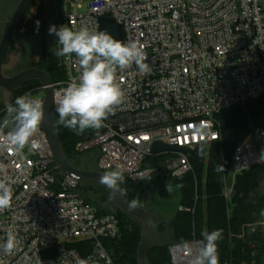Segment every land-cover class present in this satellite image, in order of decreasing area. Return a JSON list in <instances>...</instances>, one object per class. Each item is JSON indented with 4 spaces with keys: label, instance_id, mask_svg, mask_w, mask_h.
Wrapping results in <instances>:
<instances>
[{
    "label": "built area",
    "instance_id": "built-area-1",
    "mask_svg": "<svg viewBox=\"0 0 264 264\" xmlns=\"http://www.w3.org/2000/svg\"><path fill=\"white\" fill-rule=\"evenodd\" d=\"M62 18V25L73 30L87 26L94 31L99 18L111 19L120 26L123 43L137 41L149 57L147 73L135 64L117 71L124 102L97 136L76 145L79 151L98 150L102 173L119 169L124 180L146 179L152 169L145 163L156 142L188 151L155 155L174 158L166 165L170 177L190 173V156L219 140L218 117L264 98V0H62ZM60 67L65 79L51 84L54 115H59L56 94L81 74L74 54L61 57ZM26 94L42 102L41 87ZM33 139L40 146L26 147L21 155L0 147V180L12 188L11 207L0 212V243L9 232L19 241L13 254H0V260L116 264L105 242L117 237V219L86 203L76 181L57 179L41 124ZM257 158L253 138L246 136L234 150L229 182L222 183L227 201L235 177ZM201 244L192 239L169 245L170 264H189V248L194 255Z\"/></svg>",
    "mask_w": 264,
    "mask_h": 264
},
{
    "label": "trees",
    "instance_id": "trees-1",
    "mask_svg": "<svg viewBox=\"0 0 264 264\" xmlns=\"http://www.w3.org/2000/svg\"><path fill=\"white\" fill-rule=\"evenodd\" d=\"M43 69L49 75L51 83L65 79L64 70L55 63L50 64L48 69ZM39 87L37 82L27 83L26 93ZM58 121L59 115H54L55 129L64 157L69 164L72 161L73 167L76 168L78 155L76 145L97 136L101 129L99 131L87 129L83 134L77 135L60 125ZM217 121L220 126L219 140L212 142L207 150L201 147L190 156L192 168L190 173L177 178L166 177L160 168L165 156H152L146 160L152 168L148 179L138 182L124 180L119 184L124 199L131 205L135 200L137 202L135 206H141L147 192L165 179L166 182L178 187L179 207L192 210L190 213L177 211L166 223L165 227L172 242L156 245L152 243L146 256L149 264H170L169 245L189 242L192 239L203 242L202 233L213 230L222 232V238L217 242L219 264H261L263 261L264 226L255 224L264 222V215H261L264 211V160L260 164H252L235 177L230 200L227 201L222 196L221 189L223 181L231 174L234 150L246 136L253 134L254 143L257 141L264 151V98L236 107L220 115ZM95 150L98 158L99 152ZM221 166L223 170H219ZM96 170L98 171L97 165ZM57 179L61 180L62 175L58 174ZM81 184H96L113 203L110 195L97 183H78L76 190L79 195ZM113 207L116 211L113 216L118 222V235L115 239L105 242L106 250L116 264H136L141 225L117 210L114 203ZM98 212L102 215L107 214L99 210ZM159 225L161 227L164 222L161 220Z\"/></svg>",
    "mask_w": 264,
    "mask_h": 264
},
{
    "label": "clouds",
    "instance_id": "clouds-1",
    "mask_svg": "<svg viewBox=\"0 0 264 264\" xmlns=\"http://www.w3.org/2000/svg\"><path fill=\"white\" fill-rule=\"evenodd\" d=\"M36 23L39 26L40 22ZM49 34H55L57 38L54 55L67 57L74 54L81 69L78 81L68 84L56 94L58 123L77 135L83 134L87 129L99 131L104 127L107 117L125 99V91L117 82V71H124L133 64L140 72L151 71L144 46L137 41L124 44L114 39L107 31L89 30L87 26L73 30L67 25H61L59 28L52 25ZM7 113L10 119L6 118L0 123V133L8 129L6 134L0 135V147L16 155H21L26 147L38 148L40 145L33 138L44 118L42 102L26 94L17 97L15 106L9 105ZM260 158H264V151L261 152ZM219 170H223V166ZM124 179L122 172L117 169L105 172L101 183L117 187ZM167 190H171L169 183ZM11 203V185L0 180V212L10 208ZM136 203L135 200L132 201L133 206ZM261 215H264V211ZM202 236L203 242L194 255L189 248V264H219L217 242L222 238V232L204 231ZM18 245L17 238L9 232L6 239L0 243V254H13ZM0 264H3L2 260ZM79 264L85 262L80 261Z\"/></svg>",
    "mask_w": 264,
    "mask_h": 264
},
{
    "label": "rangeland",
    "instance_id": "rangeland-1",
    "mask_svg": "<svg viewBox=\"0 0 264 264\" xmlns=\"http://www.w3.org/2000/svg\"><path fill=\"white\" fill-rule=\"evenodd\" d=\"M9 1L12 0H0V3ZM37 21L40 22L39 26H37ZM62 24V0H33L21 21L20 27L14 32L16 43L20 45V51L18 53L20 61L14 68L13 73H17L26 68H36L44 71L43 68L48 69L49 65L54 63L60 66L61 57L54 55L57 38L55 34H49V28L52 25H56L57 28H59ZM26 90L27 84L14 91L10 96L9 105L15 106L16 98L25 95ZM2 103L0 97V123L6 118L10 119L7 113L8 107L5 108ZM248 136L255 139L253 134H249ZM255 143L257 146V156L260 158L262 149L257 141H255ZM208 147H205V149L207 150ZM76 152L78 154L76 156V168L97 171V151L94 148L85 151L76 149ZM173 159L171 155H166L161 161L160 168L166 177L169 176L167 170L169 168H167L168 166L166 165H171ZM260 159L264 160V158ZM73 164L74 163L71 161L70 165L73 166ZM145 164L151 167L149 161H146ZM162 165H164V167ZM226 182H229V179H227ZM167 185L168 182L163 179L157 186L147 192L143 201L144 208L153 220V245L170 244L172 242L170 234L165 226H167L166 223L175 216L179 209V190L177 186L170 184L171 190L168 191ZM79 192L84 200L96 206L99 211H103L109 215L116 214L113 203L104 190L96 184H81L79 186ZM161 220L164 222V225L159 227V222Z\"/></svg>",
    "mask_w": 264,
    "mask_h": 264
},
{
    "label": "water",
    "instance_id": "water-1",
    "mask_svg": "<svg viewBox=\"0 0 264 264\" xmlns=\"http://www.w3.org/2000/svg\"><path fill=\"white\" fill-rule=\"evenodd\" d=\"M31 2L32 0H20L10 19L5 22H0V87L4 91V107H8L11 93L16 91L18 88L30 82H37L40 85L43 91L42 104L44 110V118L41 122V126L59 174L73 179L79 184L97 183L102 186L110 195L115 208L141 225V238L137 248L136 264H149L146 260V256L153 243V220L144 208L143 202L141 206H133L129 204L124 199L119 185L117 187H111L101 183V177L104 173L100 171H87L75 168L66 161L55 129L53 92L49 75L45 71L36 68H26L12 77H6L2 74V62L9 41ZM97 24L98 31H107L114 39L123 43L120 26L113 20L108 18H99ZM176 151H180L184 154L188 153L186 150H180L175 147H167L159 142L152 145L150 153L152 156H155L164 152ZM262 162L263 160L260 158H257L255 161V163L258 164Z\"/></svg>",
    "mask_w": 264,
    "mask_h": 264
},
{
    "label": "flooded vegetation",
    "instance_id": "flooded-vegetation-1",
    "mask_svg": "<svg viewBox=\"0 0 264 264\" xmlns=\"http://www.w3.org/2000/svg\"><path fill=\"white\" fill-rule=\"evenodd\" d=\"M19 2H20V0H12V1H9L6 3H2V2L0 3V22H5V21H8L10 19L11 15L15 11ZM29 7H28V9H29ZM20 22H19L17 28L20 27ZM0 30H1V28H0ZM0 36H1V32H0ZM19 51H20V45L16 43V40H15L14 34H13L10 41H9V44H8V47H7L3 62H2V74L4 76L12 77L15 74L20 72L19 71L17 73H13L14 68L16 67L17 63L20 61V59L18 58L19 57L18 56ZM3 93H4V91L0 87V95H1L0 97L2 99V102H3ZM12 93H11V95H12ZM2 104H4V102Z\"/></svg>",
    "mask_w": 264,
    "mask_h": 264
},
{
    "label": "crops",
    "instance_id": "crops-1",
    "mask_svg": "<svg viewBox=\"0 0 264 264\" xmlns=\"http://www.w3.org/2000/svg\"><path fill=\"white\" fill-rule=\"evenodd\" d=\"M8 130V129H7Z\"/></svg>",
    "mask_w": 264,
    "mask_h": 264
}]
</instances>
